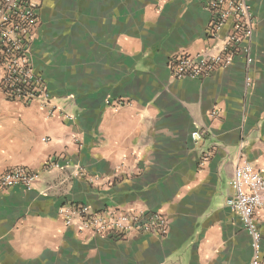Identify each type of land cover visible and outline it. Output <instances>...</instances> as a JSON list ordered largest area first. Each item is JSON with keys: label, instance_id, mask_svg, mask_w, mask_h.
Instances as JSON below:
<instances>
[{"label": "crops", "instance_id": "crops-1", "mask_svg": "<svg viewBox=\"0 0 264 264\" xmlns=\"http://www.w3.org/2000/svg\"><path fill=\"white\" fill-rule=\"evenodd\" d=\"M36 1L33 66L57 110L0 90V173L38 172L31 190L0 192V264H249L250 236L225 198L237 164L264 168V0H247L253 61L198 79L172 78L167 60L219 47L230 22L208 39L207 0ZM56 155L71 162L47 168ZM64 202L158 211L168 232L77 234L57 214Z\"/></svg>", "mask_w": 264, "mask_h": 264}, {"label": "built area", "instance_id": "built-area-1", "mask_svg": "<svg viewBox=\"0 0 264 264\" xmlns=\"http://www.w3.org/2000/svg\"><path fill=\"white\" fill-rule=\"evenodd\" d=\"M39 7L36 0H0V90L8 100L25 104L37 103L53 114L57 110L43 76L33 66L32 45L39 24ZM205 8L209 18L205 28L208 39L217 40L222 27L230 22V29L221 38L215 51L201 53H179L167 60L169 74L174 79H198L227 68L236 58L245 64L253 61L252 37L254 16L247 0H207ZM127 103L122 98L106 99L105 105L117 110ZM212 109L209 116H217ZM64 118L73 117L64 112ZM202 130L191 132L193 140L203 137ZM211 151L203 153L207 159ZM62 162L71 161L56 155L47 168H61ZM74 174L84 175L83 167L74 163ZM83 173V174H82ZM89 181L96 176H87ZM38 178V172L27 166L10 167L0 173V192L19 187L31 190ZM231 192L225 204L239 217L244 230L250 236L252 257L249 264H264V168H257L250 162L239 163L233 170L229 182ZM57 214L66 226H75L77 234L88 233L107 238L125 239L136 232L141 234L165 235L168 221L158 211L107 206L93 210L80 202H64L57 207Z\"/></svg>", "mask_w": 264, "mask_h": 264}]
</instances>
